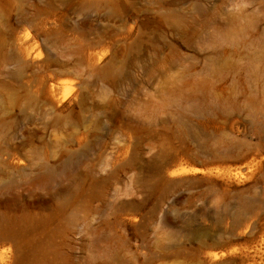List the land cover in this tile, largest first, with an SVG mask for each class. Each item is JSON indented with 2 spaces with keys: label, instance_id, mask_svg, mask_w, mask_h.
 <instances>
[{
  "label": "rangeland",
  "instance_id": "obj_1",
  "mask_svg": "<svg viewBox=\"0 0 264 264\" xmlns=\"http://www.w3.org/2000/svg\"><path fill=\"white\" fill-rule=\"evenodd\" d=\"M0 264H264V0H0Z\"/></svg>",
  "mask_w": 264,
  "mask_h": 264
}]
</instances>
